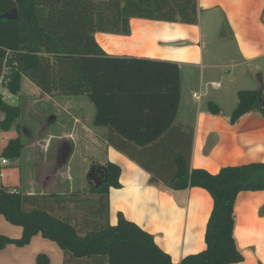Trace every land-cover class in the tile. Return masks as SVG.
Returning <instances> with one entry per match:
<instances>
[{
  "label": "crops",
  "instance_id": "0c3cea01",
  "mask_svg": "<svg viewBox=\"0 0 264 264\" xmlns=\"http://www.w3.org/2000/svg\"><path fill=\"white\" fill-rule=\"evenodd\" d=\"M197 5L198 21L193 26L138 18L130 21L128 36L94 34L107 55L178 64L179 108L174 126L160 140L142 149L128 146L122 152L110 142L106 127L92 125L95 109L93 118L88 117L83 122L80 116L83 101L70 104L68 97L45 95L50 100L62 101L63 107L68 105L73 110L67 113L72 120L70 130L57 137L58 144L53 149L50 138L29 142L27 147L33 150L34 156L26 164V191L19 180L13 186L0 180V186L36 198L32 206L41 205L49 213L74 224L80 232L90 231L106 223V218L101 215L102 205L99 210L98 205L92 206L89 217L79 219L73 203L86 195L93 203L97 202V195L92 193L91 187L98 185L94 173L101 171L95 167L111 163L120 169V188L111 187L107 192L105 207L110 226L116 225L117 214H121L152 235L156 246L169 255L173 264L202 252L205 249V226L212 209L211 197L201 188L172 191L163 181L173 174L174 158L178 154L189 157L190 169H203L211 175L224 167L264 163L262 116L251 112L236 123H229L236 108L237 93L244 91L236 87L239 81L244 82L240 85L244 86L242 88L250 90L260 88L256 74H260L264 82V0H197ZM220 16L224 18L228 38L214 36ZM203 19L208 26L205 31L202 29ZM208 32L213 34L210 38ZM208 45L210 49L206 50ZM212 82L221 84L217 88L219 91L210 96L207 90ZM29 85L33 84L29 82ZM204 87L205 94L202 92ZM197 88L202 89L199 100L193 98ZM36 92L40 93L39 90ZM208 104L217 106L221 113L212 115ZM0 119L2 121L3 116ZM55 121L56 116L51 115L41 126L42 131ZM78 128L81 132H76ZM12 130L2 132L0 140ZM113 142L119 144L115 138ZM82 144L91 145L90 152L98 154L96 166L93 161L84 162V166L80 158V170L75 177L72 162L76 156L81 157L78 149ZM21 165L20 160L18 169ZM88 176L91 177L89 181ZM234 214V239L243 255V261L235 264H264V190L238 193ZM0 234L18 240L22 228L12 226L0 215ZM38 255L46 256L48 264H66L57 244L39 234L24 247L8 245L0 250V264H36ZM68 264L73 262L68 260Z\"/></svg>",
  "mask_w": 264,
  "mask_h": 264
},
{
  "label": "trees",
  "instance_id": "16d2710c",
  "mask_svg": "<svg viewBox=\"0 0 264 264\" xmlns=\"http://www.w3.org/2000/svg\"><path fill=\"white\" fill-rule=\"evenodd\" d=\"M14 5L17 19L0 20V75L6 69L4 89L9 95L18 94L21 81L27 79L47 96H85L95 109L92 125L106 127L110 142L122 152L128 146H152L174 126L181 96L178 64L107 55L94 34L128 36L130 21L138 18L193 26L198 21L197 0H0V15L10 12ZM257 94L258 90L237 93L230 124L251 112L264 119ZM208 106L212 115L221 113L217 106ZM20 112L0 94L2 132L12 130ZM20 149L19 138L10 139L0 156L16 160ZM174 161V172L164 185L176 192L201 188L212 199L204 231L205 249L179 264L242 262L233 232L234 203L240 192L264 190V163L224 167L211 175L203 169H190L187 155L178 154ZM95 168L101 171L98 185L91 187L97 202L89 199V205L83 207L86 200L76 199L73 206L79 219H87L92 206L98 205L99 210L101 204L104 225L80 232L41 205L32 206L36 198L0 186V215L12 226L22 228L18 240L0 234V250L8 245L24 247L39 234L57 244L66 264L68 260L73 264H173L152 235L121 214H117L116 225L108 224L105 201L109 188H120V169L111 163ZM36 264H48L47 257L38 255Z\"/></svg>",
  "mask_w": 264,
  "mask_h": 264
},
{
  "label": "rangeland",
  "instance_id": "374dc122",
  "mask_svg": "<svg viewBox=\"0 0 264 264\" xmlns=\"http://www.w3.org/2000/svg\"><path fill=\"white\" fill-rule=\"evenodd\" d=\"M216 30L214 31V36H224L228 38V32L225 26V21L222 16L219 17L218 22L216 23ZM202 29L205 31L208 29L207 23L205 20H202ZM208 38H210L213 34L212 32L206 33ZM209 45L207 46L206 50H209ZM258 75L261 77L263 81V77L260 74H256V81L258 83ZM222 84L224 81H221ZM221 82L219 84H221ZM226 82V81H225ZM239 81L238 85L236 87H241L240 89H243L244 91H248L250 89L248 88H242L244 86V82ZM207 85V84H206ZM225 86V83H224ZM208 88V87H207ZM210 88V87H209ZM217 89V88H215ZM213 87L208 89L207 92H210L209 95L215 94L216 91H219L218 89L215 90ZM248 89V90H245ZM38 90L33 85H29V81L27 79H23L20 84V90L18 94L12 96L5 92L4 89H0V94L3 96V100L8 103L11 106H18L20 109V116L15 121L13 127H12V133H8L6 135H3L0 140V150L3 149V147L7 144V142L10 139H14L16 137L19 138L20 146H21V152L16 158V160H9L5 157L0 156V180L3 184L7 186H13L17 184L16 182L19 180L21 183V187L23 190L27 189V183H26V164L29 159L33 158V150L29 149L27 146L29 142L36 140H42V139H52L51 140V146L52 149L56 148L57 143V137L60 136L63 133H68L70 130L71 122L72 120L70 117L67 116V113H72L73 110L70 108V106H64L63 102L58 99H51L46 98V96L41 93L37 94ZM202 89L197 88L196 94L198 95ZM203 94L206 93V87L203 88ZM237 97V96H236ZM76 99V100H75ZM83 101L82 109L80 111V116L84 120L83 122H86L88 117L90 120L93 118L94 109L91 104V102L83 96H68V100L70 101V104L72 101ZM63 103V104H62ZM69 104V105H70ZM208 106V105H207ZM69 107V109H66ZM51 115L56 116V121L51 123L50 125H47L45 128L46 130L42 131V125L43 123H46L50 118ZM3 115L0 113V117ZM1 120V119H0ZM16 126V127H15ZM76 132H81V128L76 129ZM17 133L16 135H14ZM2 134V131L0 130V135ZM40 138V139H38ZM92 148L91 145H84L82 144L79 147L78 154L81 156H76L75 160L72 162V174L78 176V172L80 170L81 164H86L90 161L94 163L93 165L96 166V158L98 154L95 155V153L90 152V149ZM50 155V154H49ZM81 158V161L79 163V159ZM5 159L6 164L2 165L1 160ZM83 159H85L83 161ZM21 160L22 167L21 169H18L19 161ZM86 164H85V163ZM92 166V168L94 167ZM91 168V169H92ZM78 181V177H77ZM88 189V188H87ZM26 191V190H25ZM89 199L90 196L86 195L82 197V200H86L83 203V207H87L89 205ZM88 201V202H87Z\"/></svg>",
  "mask_w": 264,
  "mask_h": 264
},
{
  "label": "water",
  "instance_id": "95a60500",
  "mask_svg": "<svg viewBox=\"0 0 264 264\" xmlns=\"http://www.w3.org/2000/svg\"><path fill=\"white\" fill-rule=\"evenodd\" d=\"M17 15H18L17 6L14 5L10 12L0 15V20H7V21L16 20ZM257 79H258V85L260 87L257 94V103L264 110V100L262 98L264 92V82L262 81L259 75Z\"/></svg>",
  "mask_w": 264,
  "mask_h": 264
},
{
  "label": "built area",
  "instance_id": "2783aa9c",
  "mask_svg": "<svg viewBox=\"0 0 264 264\" xmlns=\"http://www.w3.org/2000/svg\"><path fill=\"white\" fill-rule=\"evenodd\" d=\"M5 73H6V69L2 72V75H0V89H4V85H6V83H7L6 80L4 79V76H3ZM210 86H211V88L212 87L213 88H218L220 86V84L219 83L212 82V84H210ZM7 94H9V93H7ZM193 98L199 100L200 99V96H198L196 93H194ZM6 163L7 162H6L5 159H2L1 160V164L2 165L6 164Z\"/></svg>",
  "mask_w": 264,
  "mask_h": 264
},
{
  "label": "flooded vegetation",
  "instance_id": "af4514ba",
  "mask_svg": "<svg viewBox=\"0 0 264 264\" xmlns=\"http://www.w3.org/2000/svg\"><path fill=\"white\" fill-rule=\"evenodd\" d=\"M101 177V172L95 173V179H97L98 177Z\"/></svg>",
  "mask_w": 264,
  "mask_h": 264
}]
</instances>
